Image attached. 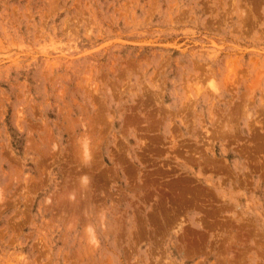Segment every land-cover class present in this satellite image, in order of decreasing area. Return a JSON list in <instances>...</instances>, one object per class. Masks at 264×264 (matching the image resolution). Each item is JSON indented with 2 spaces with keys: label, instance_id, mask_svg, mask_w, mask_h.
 Returning <instances> with one entry per match:
<instances>
[{
  "label": "rangeland",
  "instance_id": "rangeland-1",
  "mask_svg": "<svg viewBox=\"0 0 264 264\" xmlns=\"http://www.w3.org/2000/svg\"><path fill=\"white\" fill-rule=\"evenodd\" d=\"M0 264H264V0H0Z\"/></svg>",
  "mask_w": 264,
  "mask_h": 264
}]
</instances>
